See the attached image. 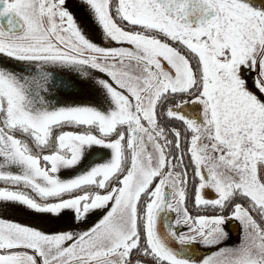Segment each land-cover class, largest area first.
<instances>
[{
	"label": "snow or ice",
	"instance_id": "6c2138e0",
	"mask_svg": "<svg viewBox=\"0 0 264 264\" xmlns=\"http://www.w3.org/2000/svg\"><path fill=\"white\" fill-rule=\"evenodd\" d=\"M0 264H264V0H0Z\"/></svg>",
	"mask_w": 264,
	"mask_h": 264
},
{
	"label": "flooded vegetation",
	"instance_id": "af4514ba",
	"mask_svg": "<svg viewBox=\"0 0 264 264\" xmlns=\"http://www.w3.org/2000/svg\"><path fill=\"white\" fill-rule=\"evenodd\" d=\"M236 235H237L236 230H235V228H233V238L234 239H235Z\"/></svg>",
	"mask_w": 264,
	"mask_h": 264
}]
</instances>
